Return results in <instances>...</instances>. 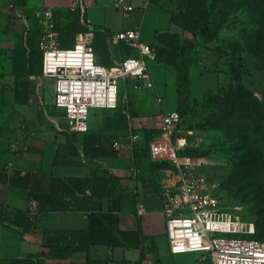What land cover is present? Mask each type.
<instances>
[{"label":"crops","instance_id":"obj_1","mask_svg":"<svg viewBox=\"0 0 264 264\" xmlns=\"http://www.w3.org/2000/svg\"><path fill=\"white\" fill-rule=\"evenodd\" d=\"M113 1L82 0L86 26L113 34L124 29L140 30L145 22L154 28L153 39L156 32L167 29L191 38L188 33H181L170 21L175 8L168 0L150 1L145 8L141 7L144 0H129L133 9L126 16L113 8ZM70 4L71 0H25L23 6L15 5V23H22L18 16H31L36 8L65 10ZM155 11H164L168 15L167 26L156 28L158 18ZM157 64L163 75L164 65ZM0 84H4L1 92L4 102L2 115L6 118L0 132V171L7 177L12 176L14 181L12 184L0 182V260L31 258L34 264L210 263L200 253L172 254L169 251L164 217L160 211V190H154L152 180L155 178V171L146 167V160L137 164L133 149L127 148L109 157L85 156L81 146L73 143L62 131L65 122L53 106H44L42 101H34L30 93L26 103L16 102L12 90L13 77L9 72ZM129 100L136 113L129 123L139 136L136 143L141 145V130H158L160 115L168 110L161 111L160 114L143 113L142 101L137 96H131ZM88 132L113 133L118 137L127 133L126 131L121 135L122 131L113 132L106 129L103 123L100 130L88 129ZM158 136L159 134L153 137L148 145ZM166 170L165 168L164 171ZM92 172L113 179L110 184L113 195L124 196L117 209L112 208V213L117 217V228L120 231L136 233V236H130L127 244L123 245L93 244L64 256L47 257L48 249L42 245L43 230H85L88 213L68 210L36 215L39 202L34 196L47 193L54 180L67 177L88 178ZM86 193L88 194L87 190ZM112 205L106 198L96 200L91 203L90 210L106 211ZM140 207L144 212L139 215L137 211ZM21 216L31 220L32 225L28 229L20 227L17 218ZM133 240L137 243H132Z\"/></svg>","mask_w":264,"mask_h":264},{"label":"trees","instance_id":"obj_2","mask_svg":"<svg viewBox=\"0 0 264 264\" xmlns=\"http://www.w3.org/2000/svg\"><path fill=\"white\" fill-rule=\"evenodd\" d=\"M156 2L157 0H151ZM25 0H16V6H23ZM222 4H245L251 7V19L258 28L248 38V53L256 61H260V55L264 52V1L263 0H215ZM177 13H172L170 21L177 26L181 33L192 35L202 34L206 30L209 14L205 5L200 0H181L176 5ZM222 14L221 8L216 10ZM55 28L59 32V44L61 48L69 49L74 42L76 33L84 31L79 24L78 13L65 10H54ZM38 31L33 29L27 33L25 42L14 45L11 50L1 53H8L9 74L13 77V95L18 103H26L29 93L34 88V82L25 79L28 75L40 74L41 72V52L37 45L33 46L31 39H38ZM23 39V33H21ZM192 38L184 37L169 29L156 32L154 40L150 45L155 50V61L164 65H171L175 71V86L178 95H185L189 89L190 69L194 66L188 50L193 48ZM24 41V39H23ZM28 43V45H27ZM94 50L97 54L99 49L106 51L104 36L101 33L93 35ZM120 49L119 47L117 48ZM25 53L27 54L25 57ZM128 53V52H127ZM237 61V62H236ZM229 60L228 71L230 80L225 88L217 90L212 97L220 105L217 110L220 115L218 120L221 128L227 127L231 130V137L234 138L237 159L234 162L235 170L232 172L231 185L234 186V195L242 202L250 203L251 213L255 217L253 239H264V102H258L255 93L242 84L241 57ZM104 65H110V61L105 58L101 60ZM4 86V84H1ZM3 88V87H1ZM125 108L131 117H135V110L127 97ZM178 108L186 110V100L180 101ZM122 107L118 105L115 109H102V123L106 129L113 132H126L128 122L122 113ZM177 111V110H176ZM107 112H112L114 120L107 117ZM178 112V111H177ZM179 113V112H178ZM105 114V115H104ZM180 116V114H179ZM118 119V121H116ZM118 122V123H116ZM223 122V124H222ZM135 134L137 132L133 130ZM159 134L158 130H141L143 137L141 145L135 143L133 156L138 163L146 160V167L155 171V178L152 180L154 190L156 186V172L164 168H171L166 161L149 162L148 142ZM138 135V134H137ZM118 137L116 134H97L86 132L82 135L75 134L72 137L73 143L81 146L85 156L91 158L114 156L115 152L110 147L112 138ZM200 151L187 150L185 155L195 157L200 156ZM151 179V178H150ZM112 178L99 176L92 172L88 178L67 177L65 179L54 180L47 193L34 196L39 202L37 214L41 215L48 211H81L87 214V228L85 230H43L42 245L48 249L47 257L64 256L75 250H84L89 245H123L136 236V233L120 231L117 228V217L112 213V208L117 209V205L123 195L114 196ZM1 183H14L12 176L7 177L0 171ZM221 183L219 187L221 188ZM88 191V194L86 193ZM107 199L109 206L106 211L92 212L91 203L96 200ZM2 209L0 208V215ZM22 229H28L32 222L28 217L17 218ZM131 236V237H130ZM135 239L137 237H134ZM260 238V239H259ZM264 241V240H263ZM134 244L137 243L133 240ZM0 264H34L31 258L26 259H3Z\"/></svg>","mask_w":264,"mask_h":264},{"label":"built area","instance_id":"obj_3","mask_svg":"<svg viewBox=\"0 0 264 264\" xmlns=\"http://www.w3.org/2000/svg\"><path fill=\"white\" fill-rule=\"evenodd\" d=\"M150 1L144 0L141 7L145 8ZM113 8L126 16L133 6L129 0H114ZM68 9L78 13L79 24L84 28L75 34L69 49L60 47L52 8L39 7L31 16H18L24 27V42L27 33L33 29L39 34L37 47L41 52V72L30 76V79L37 78V89L43 86V79L52 83V106L66 123L62 131L70 140L75 134L88 132L86 119L89 109H115L120 105L128 122L127 133L121 136L125 145L121 137H116L111 139L110 147L118 154L125 148L132 150L139 136L129 123L131 116L125 108L127 91L128 87L153 88L147 61L155 59V50L150 43L140 40L137 28L110 34L86 26L82 0H71ZM94 33L104 36L110 65L98 61L93 45ZM116 47L120 48L119 54ZM119 82L122 87L120 93ZM38 100L42 101L41 98ZM161 101L160 97L155 99L157 105ZM179 121L180 116L175 109L162 113L159 136L148 145L151 161H166L171 165L165 172L159 194L169 251L172 254L200 253L209 259V264H264V241L243 237L254 234V224L225 211L215 180L196 172L195 165L200 163L194 158L179 155L185 145L184 139H172ZM143 212L140 207L137 214Z\"/></svg>","mask_w":264,"mask_h":264},{"label":"rangeland","instance_id":"obj_4","mask_svg":"<svg viewBox=\"0 0 264 264\" xmlns=\"http://www.w3.org/2000/svg\"><path fill=\"white\" fill-rule=\"evenodd\" d=\"M168 1L173 4L174 13H177L176 5L181 0ZM200 1L205 5L209 19L206 30L202 34L194 35L192 38V35L188 33L193 40V48L188 50V54L194 66L191 67L189 73L190 80L187 98H185V95H178L176 92L174 68L171 65L163 64L164 71L162 75L157 64L159 63L158 60L147 61L153 88L150 90L128 87L127 95L129 99L131 96H137L142 101L143 113L160 114L161 111H170L171 109L179 112L180 121L172 137L173 140L176 138L184 139L185 145L179 151V155L194 158L197 163H200L195 165L197 173L209 175L215 180L217 185L222 184L221 188L219 186L217 188L225 211L238 215L242 221H251L255 224V217L250 211L252 202H242L240 198L234 195L235 187L230 182L232 180V172L235 170L234 162L237 159V150L234 148L235 141L231 137V130L227 129V127H219L218 120L220 122L221 120L217 110L220 109V105L212 96L220 88H225L230 80L228 71L229 60L236 61V57L240 56L242 84L255 93V98L258 102H264V52L260 55V61H256L247 51L249 36L260 27L251 19V7L248 5L239 3L222 4L221 2H215V0ZM15 5L16 0H0V83L9 72L10 62L8 53L1 52L11 50L14 45L21 42L24 43L21 38V33H24V27L20 21L15 23L17 19L13 13ZM219 8H221L222 14L216 12ZM155 14L158 18L156 28L168 25V15L164 11H155ZM153 29L144 22L140 30L138 29L140 40L145 43H152L154 40ZM31 41L33 46L37 45V38L31 39ZM116 51L117 54L120 53L117 47ZM117 54L118 58L119 55ZM26 55L25 53V57ZM217 57L218 59H216ZM105 58L110 61L107 49L106 51L105 49H99L97 52L98 61L101 63V60H105ZM37 75L39 74H34V76ZM30 76L33 75H28L25 79L35 83L33 90L30 92L32 99L39 101L38 98H41L44 106H52L53 96L50 80L43 79V86L38 87L36 90L38 80L37 78L31 80ZM1 87L3 85L0 84V132L6 119L2 115L4 102L1 97L3 90ZM118 90L119 93L122 91L120 82ZM157 97L162 100L160 105L155 102ZM183 100H186L187 108L181 111L178 108V104ZM170 104L171 106L169 107ZM102 114V109L91 108L88 110L86 123L89 130L98 131L101 129ZM106 118L114 120L115 117H113L112 112H107ZM123 142L125 143L124 140ZM187 150H197L201 153L200 156L191 157L185 155ZM146 156L149 162H153L148 154ZM164 169H161L156 175L157 192L160 190L161 180L166 175ZM216 236L239 237L237 235L221 234H216ZM243 237L252 238L251 236Z\"/></svg>","mask_w":264,"mask_h":264}]
</instances>
